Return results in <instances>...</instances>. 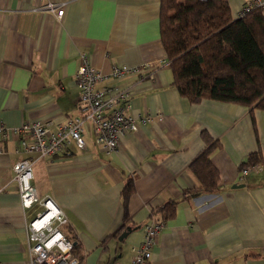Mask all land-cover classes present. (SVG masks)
Wrapping results in <instances>:
<instances>
[{
	"label": "crops",
	"instance_id": "crops-1",
	"mask_svg": "<svg viewBox=\"0 0 264 264\" xmlns=\"http://www.w3.org/2000/svg\"><path fill=\"white\" fill-rule=\"evenodd\" d=\"M226 1L238 16L253 0ZM48 2L65 3L61 19L42 9ZM159 2L0 0V122L42 120L54 130L77 115L81 52L107 75L97 87L129 92L126 113L162 114L136 130L126 128L112 153L94 143L89 122L83 123L84 148L71 141L51 155L19 153L16 139L3 140L1 262L26 264L30 256L26 224L32 213L20 204L12 168L28 156L32 184L40 195L53 196L67 217L64 233L82 245L81 264H132L151 208L168 200L176 201L175 214L159 231L150 264H264V110L209 98L191 102L179 93L160 38ZM122 64L142 69L111 76ZM203 131L217 142L210 158L219 182L212 192L200 190L190 168L205 147ZM256 151L262 164L238 181L240 167ZM128 176L135 191L124 221L121 190ZM122 224L132 229L121 240L125 228L116 231Z\"/></svg>",
	"mask_w": 264,
	"mask_h": 264
},
{
	"label": "trees",
	"instance_id": "trees-1",
	"mask_svg": "<svg viewBox=\"0 0 264 264\" xmlns=\"http://www.w3.org/2000/svg\"><path fill=\"white\" fill-rule=\"evenodd\" d=\"M160 38L173 73L172 84L191 102L203 98L264 110V13L250 6L234 16L226 0H160ZM205 147L190 163L202 192L218 189L219 171L210 158L217 142L205 131ZM263 155L252 152L245 163L262 164ZM135 191L132 176L121 190L124 221L128 202ZM187 190H184V197ZM176 201L168 200L150 210V216H174ZM125 228L120 225L118 231ZM69 236V235H68ZM72 252L80 264L82 245L74 237Z\"/></svg>",
	"mask_w": 264,
	"mask_h": 264
},
{
	"label": "built area",
	"instance_id": "built-area-1",
	"mask_svg": "<svg viewBox=\"0 0 264 264\" xmlns=\"http://www.w3.org/2000/svg\"><path fill=\"white\" fill-rule=\"evenodd\" d=\"M263 4L264 0H253L244 6L243 11L249 10L250 6H263ZM64 6L65 3L48 2L42 9L55 13L57 18L61 19ZM79 58V66L75 73L80 90L79 113L68 117L54 130L42 120L26 122L19 126H9L0 122V154L4 150L3 140H10L12 137L18 142L15 150L19 153L37 152L41 156L51 155L71 141L84 148L81 138L84 122L91 124L94 143L97 146L106 153L117 152L119 135L126 128L136 130L139 124L162 118L159 112L137 117L126 113L124 109L126 105H123L129 97V92L120 90L116 86L97 87V83L107 75L91 65L84 52L80 53ZM141 69L137 65H114L110 75L120 78L138 74ZM255 167V165H242L237 173V180H244L248 172ZM12 168L20 204L24 211L30 210L32 213L26 224L30 253L26 264H80L79 258L72 252V240L63 231V226L67 222L64 211L52 195H40L32 184L33 159L22 156L13 163ZM164 224V220L152 216L143 225L142 241L133 248L132 264H150L152 249ZM0 264L25 263L0 261ZM110 264H118V262Z\"/></svg>",
	"mask_w": 264,
	"mask_h": 264
},
{
	"label": "water",
	"instance_id": "water-1",
	"mask_svg": "<svg viewBox=\"0 0 264 264\" xmlns=\"http://www.w3.org/2000/svg\"><path fill=\"white\" fill-rule=\"evenodd\" d=\"M244 184H242V183H240V184H238V183H234L233 184V187H241V186H243ZM132 228L130 227V226H126L125 227V229L120 233V235H119V239H123L126 235H127V233H128V231H130Z\"/></svg>",
	"mask_w": 264,
	"mask_h": 264
},
{
	"label": "rangeland",
	"instance_id": "rangeland-1",
	"mask_svg": "<svg viewBox=\"0 0 264 264\" xmlns=\"http://www.w3.org/2000/svg\"><path fill=\"white\" fill-rule=\"evenodd\" d=\"M65 230V229H64Z\"/></svg>",
	"mask_w": 264,
	"mask_h": 264
}]
</instances>
